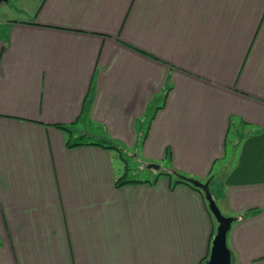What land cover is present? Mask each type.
Instances as JSON below:
<instances>
[{
	"label": "crops",
	"instance_id": "obj_1",
	"mask_svg": "<svg viewBox=\"0 0 264 264\" xmlns=\"http://www.w3.org/2000/svg\"><path fill=\"white\" fill-rule=\"evenodd\" d=\"M20 1L0 21V264H205L218 225L179 174L237 218L231 264H264V0ZM127 148L157 175L128 179Z\"/></svg>",
	"mask_w": 264,
	"mask_h": 264
},
{
	"label": "water",
	"instance_id": "obj_2",
	"mask_svg": "<svg viewBox=\"0 0 264 264\" xmlns=\"http://www.w3.org/2000/svg\"><path fill=\"white\" fill-rule=\"evenodd\" d=\"M2 1L8 0H0ZM153 167V166H152ZM158 168V166L156 167ZM184 178L188 183L192 184L194 187L202 190L206 196L209 203V208L214 215L218 227L216 229V234L212 240L211 253L205 264H231L232 263V253L228 247L227 237L233 226V223L237 221L235 217H226L222 214L216 200L210 189V181L202 183L198 180Z\"/></svg>",
	"mask_w": 264,
	"mask_h": 264
},
{
	"label": "rangeland",
	"instance_id": "obj_3",
	"mask_svg": "<svg viewBox=\"0 0 264 264\" xmlns=\"http://www.w3.org/2000/svg\"><path fill=\"white\" fill-rule=\"evenodd\" d=\"M22 10H25V9L22 8V4H21L20 0H9V2H3L0 4V21L6 17L21 18L22 19L24 17V15L20 12ZM155 108L156 107L152 108L153 110H150L149 113L151 114ZM146 125H147V123L145 122V128H144L145 130L143 131L144 135L147 131ZM231 137H233L232 134L230 135V140H231ZM136 151H137V149L127 148V151H126L127 155H125V157H124V159H125L124 165L128 167V171H127L128 179H131V180L152 179L153 174L157 175L156 167L158 164L154 165V164H151L150 162L143 160L140 157H137V158L133 157V155ZM167 161L164 163V170L167 169L168 167H170L169 164L167 163ZM116 164H117L116 166L122 165L120 160H117ZM122 170H124V169H121V171ZM171 173H172L171 176L173 177V179L176 180L177 179L176 175H178V174H174L173 172H171ZM179 177H181L180 174H179ZM189 179H191V178H189ZM217 225H218V223H217Z\"/></svg>",
	"mask_w": 264,
	"mask_h": 264
},
{
	"label": "trees",
	"instance_id": "obj_4",
	"mask_svg": "<svg viewBox=\"0 0 264 264\" xmlns=\"http://www.w3.org/2000/svg\"><path fill=\"white\" fill-rule=\"evenodd\" d=\"M104 143L108 144L107 141L104 142ZM104 143H98V144H94V145L102 146V147L109 148V149H117V150H119V148H117V147H114V146H112V145H104ZM68 145H69L70 147H76V146H79V145H82V144H81V143H78V142L75 140V141H73V142H69ZM178 183H184V184H187V185L191 186L192 188H194V189H196V190H198V191H202V190H200L199 188H196V187H194L192 184L188 183L186 180H184V178H180V179L178 180ZM121 184H123V182L120 180V182L118 183V185H121Z\"/></svg>",
	"mask_w": 264,
	"mask_h": 264
}]
</instances>
